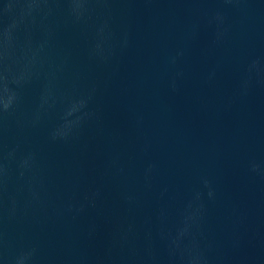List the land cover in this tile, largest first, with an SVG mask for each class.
<instances>
[{
	"label": "water",
	"instance_id": "1",
	"mask_svg": "<svg viewBox=\"0 0 264 264\" xmlns=\"http://www.w3.org/2000/svg\"><path fill=\"white\" fill-rule=\"evenodd\" d=\"M113 7L114 27L127 33L129 44L110 65L88 69L99 83L101 118L79 144L43 148L54 200L72 197L77 179L81 190L103 184L105 200L75 219L51 207L22 216L8 225L10 241L17 247L38 244L42 264H98L113 222L125 214L121 187L142 190L141 171L151 160L158 166L154 192L163 185L187 191L205 175L213 180L218 193L209 205L214 264H264V176L249 171L250 162L264 168V84L248 95L238 90L241 66L264 56V0L239 5L116 0ZM217 9L226 11L229 25L218 45L208 23ZM194 22L199 32L192 39L188 26ZM180 50L184 56L172 65L170 57ZM213 67L217 76L209 83L206 75ZM177 71L183 75L173 92L170 82ZM112 158L125 175L105 174ZM93 222L98 230L90 239L86 232Z\"/></svg>",
	"mask_w": 264,
	"mask_h": 264
},
{
	"label": "clouds",
	"instance_id": "2",
	"mask_svg": "<svg viewBox=\"0 0 264 264\" xmlns=\"http://www.w3.org/2000/svg\"><path fill=\"white\" fill-rule=\"evenodd\" d=\"M239 5L243 0H222ZM116 0H0V260L4 264H42L39 245L15 246L8 225L22 216L52 208L74 219L99 209L105 200L103 184L54 200L52 176L44 146L79 144L101 118L96 104L99 83L88 71L110 65L128 47L127 33L114 27ZM208 23L215 27L218 45L228 32V16L217 9ZM199 24L188 26L195 39ZM71 34L72 39L67 38ZM184 51L170 57L177 65ZM177 71L170 82L179 90ZM217 76L211 68L206 81ZM264 84V56L250 57L239 69L238 90L248 95ZM31 93L30 99L27 94ZM39 139H36V138ZM114 170V171H113ZM156 162L147 160L141 171L142 190L121 187L123 217L113 222L105 256L98 264H214L216 242L209 229V205L217 188L205 175L187 191L168 185L154 192ZM249 171L264 176V168L250 162ZM105 174L125 175L118 158L110 159ZM151 194L146 200L145 195ZM98 230L93 222L88 238Z\"/></svg>",
	"mask_w": 264,
	"mask_h": 264
}]
</instances>
